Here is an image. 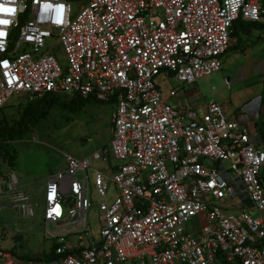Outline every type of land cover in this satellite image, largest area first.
Here are the masks:
<instances>
[{
    "label": "built area",
    "instance_id": "2783aa9c",
    "mask_svg": "<svg viewBox=\"0 0 264 264\" xmlns=\"http://www.w3.org/2000/svg\"><path fill=\"white\" fill-rule=\"evenodd\" d=\"M78 3L75 12L73 0H0V112L15 94L114 105L109 143L89 157L65 153V170L48 177L43 221L59 256L51 264H264V138L218 102L172 105L157 81L192 86L220 71L234 24L264 26V0ZM53 39L65 69L40 50ZM5 163L0 244L6 201L35 216ZM95 199L97 233L87 221ZM0 264L19 263L0 248Z\"/></svg>",
    "mask_w": 264,
    "mask_h": 264
},
{
    "label": "rangeland",
    "instance_id": "374dc122",
    "mask_svg": "<svg viewBox=\"0 0 264 264\" xmlns=\"http://www.w3.org/2000/svg\"><path fill=\"white\" fill-rule=\"evenodd\" d=\"M78 2L79 0H73L75 12L81 7ZM258 31L253 29L250 34H244L239 30L238 34L232 35V48L227 52L229 59L225 61L224 57L222 69L200 78L193 86L183 85L173 78L159 77L157 81L164 96L175 90L176 95L169 100L172 105L196 110L201 103L208 101L230 107V103L235 105L245 98H252L254 94L260 95L261 86H264V75L250 77L254 67L253 58L264 53V40L250 42V36L256 35ZM247 44H251L249 50L243 48ZM253 46H257L256 52L252 50ZM47 49L52 51L61 69H65L67 57L61 43L55 39L49 40L45 47L40 48L41 52ZM26 103L25 94H15L9 99L0 112V130L17 128ZM113 111L114 105L106 102H89L77 111H70L61 105L54 106L43 119L29 126L22 137L7 141V150L12 161L3 164L2 169L6 170L8 164L9 169L17 176L21 190L31 197L35 205V216L28 219L10 206L1 209L3 239L0 248L12 254L16 253L19 264H39L33 262L37 258L42 259L43 264H49L45 259L55 240L51 238L42 217L48 177L52 173L65 170V153L79 158L89 157L109 143L113 131ZM91 165L95 169H103L101 161L92 160ZM112 189L113 187L109 193L113 192ZM97 202L95 199L93 208L87 213L88 225L94 232L99 231L101 216ZM5 203L7 205L8 201ZM194 222L198 224L197 219Z\"/></svg>",
    "mask_w": 264,
    "mask_h": 264
},
{
    "label": "trees",
    "instance_id": "16d2710c",
    "mask_svg": "<svg viewBox=\"0 0 264 264\" xmlns=\"http://www.w3.org/2000/svg\"><path fill=\"white\" fill-rule=\"evenodd\" d=\"M260 27L262 26L245 23L239 20L233 26L232 35L238 34L239 30H241L242 32L250 33L253 28H260ZM230 49L231 48H229L228 52L230 51ZM89 102L96 103L97 101H95L94 99L86 100L78 97L69 100H62L55 95H47L41 99L32 102L27 100L22 118L17 123V128L15 130L11 129L7 131L0 130V157L4 158L6 162H11L12 156L7 150V141L12 140L14 138L22 137L24 132L29 126L43 119L46 113L54 106L61 105L62 107L69 109L70 111H77L79 109H82L83 106ZM55 249H56V245L54 244L51 248L50 254L45 259L46 262L51 263L59 259L58 258L59 256L55 252ZM35 260L39 262L42 261V259L40 258H37Z\"/></svg>",
    "mask_w": 264,
    "mask_h": 264
},
{
    "label": "crops",
    "instance_id": "0c3cea01",
    "mask_svg": "<svg viewBox=\"0 0 264 264\" xmlns=\"http://www.w3.org/2000/svg\"><path fill=\"white\" fill-rule=\"evenodd\" d=\"M253 29H258L259 31L256 33V35L250 36V38H252V39H250L251 40L250 42L257 43L258 41L264 40V26L260 27V28H253ZM244 34H250V33L244 32ZM253 39H254V41H253ZM231 46H232V44H231ZM231 46H230V48H232ZM250 46H251V44H247V46L243 47V48L244 49L248 48V50H249ZM256 48H257V46H255V47L253 46L252 50L254 52H256L258 50V48L257 49ZM226 56H227V54L225 55V59H224L225 61H227L229 59L228 56L227 57ZM253 65H254V67L252 68V72H251L250 77L263 76L264 75V53L261 54L260 56H255L253 58ZM174 92H175V90H173L171 92V94H169L165 97H167L168 100H170V98H172L176 95V94H174ZM260 93H261L260 95L254 94V96L252 98H247V99L245 98L241 103H236L235 105L230 103L231 104L230 107H224V108H225V112H226V114L230 120H235V121L239 122L243 127H245L250 132H259L262 135V137L264 138V127H263L264 96H262V94L264 93V86H261ZM193 107H196V106H193ZM197 108L201 109L200 111H203L204 110V103H201L198 107H196V109ZM112 136H113V131H112ZM112 136H111V138H112ZM5 204L6 203H4V206H5ZM42 217H43V209H42ZM94 233H97V232H94ZM88 240H89V238L86 241L87 243H88ZM14 254L17 256L16 253H14ZM33 262L34 263L38 262L39 264H43L42 261L39 262V261L35 260ZM51 263H49V264H51Z\"/></svg>",
    "mask_w": 264,
    "mask_h": 264
},
{
    "label": "snow or ice",
    "instance_id": "6c2138e0",
    "mask_svg": "<svg viewBox=\"0 0 264 264\" xmlns=\"http://www.w3.org/2000/svg\"><path fill=\"white\" fill-rule=\"evenodd\" d=\"M3 10L7 11V9H3ZM0 23H6V21H0ZM57 214L59 213L57 212Z\"/></svg>",
    "mask_w": 264,
    "mask_h": 264
},
{
    "label": "water",
    "instance_id": "95a60500",
    "mask_svg": "<svg viewBox=\"0 0 264 264\" xmlns=\"http://www.w3.org/2000/svg\"><path fill=\"white\" fill-rule=\"evenodd\" d=\"M253 41H254V39H253Z\"/></svg>",
    "mask_w": 264,
    "mask_h": 264
}]
</instances>
